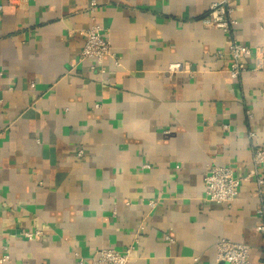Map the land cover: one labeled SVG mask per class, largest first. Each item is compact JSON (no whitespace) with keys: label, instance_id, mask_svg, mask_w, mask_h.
<instances>
[{"label":"crops","instance_id":"1","mask_svg":"<svg viewBox=\"0 0 264 264\" xmlns=\"http://www.w3.org/2000/svg\"><path fill=\"white\" fill-rule=\"evenodd\" d=\"M213 1L0 0V264L131 245L128 264H230L221 238L264 264L256 177L205 198L209 167L245 175L264 148V69L252 55L232 77L227 34L202 20ZM233 4L235 37L264 50V0ZM93 25L117 54L104 72L81 57Z\"/></svg>","mask_w":264,"mask_h":264},{"label":"built area","instance_id":"2","mask_svg":"<svg viewBox=\"0 0 264 264\" xmlns=\"http://www.w3.org/2000/svg\"><path fill=\"white\" fill-rule=\"evenodd\" d=\"M233 3L234 0H214L208 14L202 20L206 25L220 29L227 34V50L231 56L230 73L232 77L239 78L247 69L245 60L249 56H254V69H264V50L260 47L253 48L235 37L234 31L237 21L233 15L235 11ZM81 34L85 38L81 57L93 59V67L100 68L101 72H104L105 70L102 67L104 58L106 56H111L117 59V54L113 51L110 38L99 25H93L88 29L82 30ZM116 63L120 65L119 61ZM181 67V63H176L172 64L169 70L172 72ZM247 114L249 119L253 118L251 112ZM255 136V131L249 133V137L254 138ZM81 152L82 151H80V153ZM262 164H264V148L257 147L253 151L252 169L245 175L237 177L234 170L228 166L213 165L209 167L204 177L205 198L217 204L231 203L238 195L239 188L243 181L256 177L257 192L260 197L264 199V177L259 171V167ZM144 167L150 168L148 164ZM156 203V201H152V205ZM258 211L259 214L264 215V207L260 208ZM258 229L264 231V224L260 225ZM40 234V231L21 232V235L29 240H33ZM133 249L134 245L125 247L122 250L111 247L103 248L96 253L90 263H87L77 251L74 255L77 258V264H128ZM216 249L217 259L220 262H228L230 264H256L251 260L250 247L247 244L221 238L216 242ZM7 258L8 256L5 255L1 262L5 261ZM195 260H198V257Z\"/></svg>","mask_w":264,"mask_h":264}]
</instances>
